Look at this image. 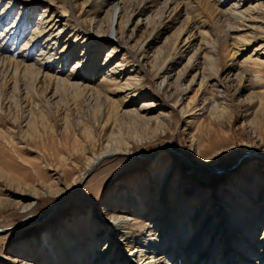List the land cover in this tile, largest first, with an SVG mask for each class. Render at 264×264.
<instances>
[{"label":"rangeland","instance_id":"rangeland-1","mask_svg":"<svg viewBox=\"0 0 264 264\" xmlns=\"http://www.w3.org/2000/svg\"><path fill=\"white\" fill-rule=\"evenodd\" d=\"M12 1L3 0L0 4V16L2 8H5L9 2L8 8L13 11L12 16H7L6 21L4 20L0 32L15 21L23 10V3L26 2V0ZM95 1L99 2V5L92 4L95 3L94 0L88 3H85L86 0H72L70 4L66 3L67 16L64 22H67L68 26L60 33L62 42L54 45L53 48L56 47V51H60L63 46L75 40V37L71 39L74 33L73 26H69L74 25L75 22L90 33L79 43H76L79 39L75 41L73 46H76L79 52L63 66L61 65L62 68L53 65L55 71L61 69L58 75L60 79L67 77L75 69L76 63L80 62L79 59L83 54L90 53L89 48L100 43L99 40L97 41L98 34L107 32L110 23L109 12L114 7L107 5L103 10L105 1ZM248 1L249 3L244 0L241 2L172 0V2L168 1L165 7L166 0H153V2L115 0L118 6L124 7L125 4L127 7L130 23L125 29H121L118 15L116 17L111 15L113 25L105 36L110 35L112 40H104L100 44L102 46H99L98 57L93 60L94 66L89 72L86 70L82 72L83 68L80 71L76 69L80 75L94 74L95 77L91 82H84L78 77L66 84L61 81V85H57L55 80L49 78H41L31 83L30 80L33 81V78L30 75L29 80L27 76L23 77L20 74L23 73L22 68H18L16 76L13 63L10 65L5 59L3 64V57L11 55V52H4L1 55L0 67L3 64L4 68H0V264H25V262L34 264L35 262L28 260L27 257H19L21 260L19 262H15V259L19 251L28 255L33 254L27 249H30L33 235L38 229L47 228L58 242L56 232L63 230L65 225L68 226V231L71 226L67 224L73 225L75 222L73 220L79 215L90 217L91 227H89L92 231L90 235L84 231L77 236L78 231L74 230L76 235L72 234L71 237L75 238H71L72 243L63 246L60 260L65 257V261H68L69 254L76 255L80 249V254H86L90 259L95 258L101 264H108V256H105L109 255V248L103 252L108 240H105L104 236L110 234L112 225H105L109 210L106 209L104 200H107L109 196L107 193L112 186L123 185L138 173L140 176L137 183H141L142 194L148 195L147 204L150 210L149 203L151 205L153 202L156 203L151 200L152 197L156 195L159 200L160 193L165 194L171 183L173 185L171 193L177 197L179 194L176 191L181 189L183 194L188 181L193 183V180L204 176L202 170L204 168L200 165L196 166L201 160H207L211 166L215 164L214 171L221 170L215 171L210 179L222 203H226L223 193L229 185L226 174L237 169L240 164L244 165V183L248 189H251V181L256 186L258 180L254 197L264 195V156L261 155L264 153V54L258 58L263 64L259 67L249 57L255 48L264 51V23L255 22L253 24L255 37L245 43H239L238 34L245 38L251 36H246L248 34L246 28L229 17L237 5L242 6L239 8L242 11L251 3L264 5V0ZM47 5L48 1H44L35 8L29 25L21 31L16 30L22 36L20 39H12L14 36L9 38L8 50L12 53L19 52L15 56L16 60L24 59L25 52L21 48L30 39L33 30L37 29L39 18L52 14L50 8L53 5ZM58 5L60 7L61 2ZM142 5L152 8L140 16ZM45 8L48 10L46 11ZM221 10L223 13L220 12ZM62 11L63 8L58 9L55 19ZM161 11L163 13L160 18ZM25 12L27 13V10ZM124 12L121 14L123 15ZM259 12H254L251 16L252 18L257 16L256 18L263 22L264 6ZM197 21H203V27L194 28L191 32V43L187 42L188 44L183 47L184 40L189 35L186 33L191 29L190 25ZM161 23L168 28L159 35L156 32ZM60 25L56 27L55 32L60 31L63 26ZM152 29H154L152 37H155V41L150 48H146L148 58L144 59L143 56L138 55L137 58L144 68L140 69L133 63L132 52L139 42L150 36ZM180 30H183V35L177 42V47L181 51L173 53L176 33ZM120 37L124 46L118 40ZM147 40L149 38L146 42ZM235 42L239 44L235 45ZM112 50L118 51L112 52ZM38 52V49L33 50L29 58L34 60L37 57L41 58ZM169 53H172L173 61L171 60L168 65L169 68L171 67V72L169 76L166 75L162 84L163 92L156 94L151 87H146L143 88L145 90L143 94L135 93L133 89L136 86L146 84L153 79L154 67L157 65L154 63L153 55L157 54L156 56L162 59ZM206 54L209 55V59H206L208 63L204 66ZM108 57L110 61L105 62ZM256 57L257 55L253 56L254 59ZM33 59L26 63L32 64ZM102 64L104 65L99 70ZM118 64L119 67H116ZM55 71L50 73L53 75ZM203 75L205 82L201 85L204 80ZM105 78H111L117 83L105 86L103 85ZM221 79L225 82L218 86V81ZM161 80L162 78L158 76L154 78V85ZM14 81L19 82L18 87ZM128 81L134 83L116 90V84L118 87L124 86L130 83ZM24 84L28 86L25 87ZM179 84L186 90L179 96L181 98L178 104L174 105L168 93L175 91ZM13 88L18 90L14 91ZM217 91L221 92H218L220 95H227L228 101H223L227 107L222 111L223 107L218 104L217 113L212 114L210 108ZM149 103H152V106L148 111L141 110L144 104ZM224 103L222 105L225 106ZM204 107L208 110H202ZM136 112L141 116L134 118ZM143 118L150 119V123L138 121ZM194 142L195 146L192 145ZM114 147H119L121 150L127 148L126 153H108L99 158L92 168L87 167V163L94 156ZM252 149L255 151L251 152ZM246 152H250L251 155L243 156ZM181 166L183 168L180 170ZM177 169L182 172L183 178L179 176L180 174L174 173ZM173 174L179 177L180 185L173 181L175 180L172 178ZM204 185L206 184L202 183L199 188ZM209 188L213 193L211 186ZM235 198L236 196L232 197V201L238 202L239 200ZM209 199L208 194L203 200L200 195L196 199L195 207L196 209L197 206L202 207L200 210L202 215L197 220L195 229L201 227L203 219L209 215L213 207ZM27 205L29 206L25 208L24 206ZM259 206L256 214L260 212ZM157 209H161L159 204ZM112 212L114 215H123L120 210H112ZM128 214L131 215L132 212ZM163 215L162 211L158 216ZM188 217L191 218V214ZM214 226L216 229L217 224ZM262 226L264 227V224ZM184 232H187V229ZM212 233L213 231L209 235L208 243H212L214 237L219 236L220 229L215 232L216 236L213 237ZM260 236L261 234L257 236V240ZM82 244L84 246L80 247ZM209 245L207 244L206 248ZM33 247L36 252V245ZM189 248L190 246H184L177 255L171 256L172 260L175 256L177 259L180 253L188 252ZM259 249L256 262L262 263L260 260L264 257L261 256L264 250ZM203 252V249H194L192 254ZM220 252L222 255V250ZM134 257L132 259L136 261ZM102 259L106 260L100 262ZM62 263L61 261L59 264ZM177 263H180V260Z\"/></svg>","mask_w":264,"mask_h":264},{"label":"bare ground","instance_id":"bare-ground-1","mask_svg":"<svg viewBox=\"0 0 264 264\" xmlns=\"http://www.w3.org/2000/svg\"><path fill=\"white\" fill-rule=\"evenodd\" d=\"M2 1L3 0H0V4ZM44 1H48V5H53V7L50 8L51 9L50 12L52 14L43 15L39 18L37 29L33 30L30 39L21 48L25 52V55L23 56L24 59L16 60L15 56H17L19 52L12 53V51L8 50L7 42L9 41V38L11 36H14L13 38L11 37L14 40H17V38L20 39L22 37L20 36L19 31H21L26 25H29V23L31 22L33 13L35 11L34 9L37 8L39 5H41ZM71 1L72 0H26L25 2L26 5L23 3L24 5L23 10L21 9L22 11H20L15 21H12L10 25L5 26V28L1 30L0 32V59H1V55H3L4 52H9V53L11 52V55H8V56L6 55V57L5 56L3 57L2 62L4 64L5 59H6V61L8 60V64L10 63L11 65V63H13V67L15 66L14 68H16L14 72L16 76H17L16 72H18V68L19 69L22 68L21 71H23V73L21 72L20 74H22L23 77L24 75L27 76L29 80L33 78V81L30 80L31 83L36 82L37 80H40L41 78L43 79L49 78V80H52V81L55 80L57 85L58 84L61 85L62 82H64L65 84L70 83L71 79H76L78 77L84 82L93 81L95 77L94 74L89 75V73H85L84 75H80L79 71L83 68L82 72H84L85 70L89 72L91 68L94 66L93 60L95 61V59H97L98 57L97 56V53L99 52L98 49L102 46L100 44H102L104 40H112L110 35L108 37L105 36V35H108L107 33L111 31V27L113 25V20L111 18L112 17L111 15L113 14L114 17L118 15V19H120L121 21V29H125L127 25L130 23V19H131L130 14L126 12L127 7L125 6V4H124V7H120L118 6V3L117 4L115 3V0H104L105 3L102 6L103 10L105 8L104 6H107V5H109L110 7L112 6L114 7L110 9V12H109L110 23L108 25L106 34L105 33L98 34L99 36L97 38L99 39H97V41L99 40L100 43L98 42L97 44H95V46H92L91 48H89L90 53L83 54L79 59L80 62L76 63L75 69H73L67 77L60 79L58 75L60 74L61 69L55 71L54 69L56 68L53 67V65L58 66L59 68H62L61 65L63 66L64 63L71 60V58H73V56H75V54L79 52L77 47L73 46L75 41L79 39L76 42V43H79L80 40L84 38V36L90 33L88 30L84 29L83 27H80L79 24L75 22L74 25H69V26H73L72 31L74 33L71 39L75 37V40H72L69 44L63 46L60 51H56V47L53 48L54 45L62 42L60 33L63 32L64 29H66L68 26V23L64 22V18L67 16L65 13L67 11L66 3L68 2L70 4ZM91 1L93 0H86L85 3H88ZM168 1L172 2V0H166V4H164L165 7ZM241 1L243 0H238V2H241ZM244 1L249 3L248 0H244ZM53 2L55 4H53ZM59 2H61L62 4L60 7L58 5ZM94 2L95 3H92V4L99 5V2L95 0ZM151 2H153V0H151ZM9 3L7 4L5 8H2V11H1L2 14L0 16V27L4 23V20L7 18V16H12L13 14V11H10L8 8ZM142 6L143 7L139 11L140 16H142L143 14L146 13V11L152 8V6H147V5H142ZM263 6L264 5L262 4L252 5L251 3L243 11L239 9L240 7H242L241 5L239 6L237 5V8H234L235 10L234 9L232 10L233 13H231L229 17H231V19L233 20L235 19V21L242 24V26L246 28L247 30L246 33H248L246 34V36L248 37L251 36L249 38H245L244 36H239L238 34L239 43L240 42L245 43L255 37V34H254L255 32L253 31L255 27L253 24H255V22H261L263 24L264 21L262 22L260 19L256 18L257 16L256 17L253 16L252 18L251 14H253L254 12L260 13L259 11L260 10L262 11ZM59 8H63V11L58 16V18L55 19V15H58ZM26 10H27V13L25 12ZM47 10L48 9H46V11ZM122 12H124L123 15L121 14ZM220 12H222V10ZM8 13L9 15H7ZM162 13H163L162 11L161 13L159 12L160 18H161ZM90 22H92V19H90ZM60 24L63 25L60 28V31L55 32L56 27L61 26ZM190 26H191L190 27L191 29L190 31H187L186 33L189 35L187 36V38H185L183 47L186 44L191 43L192 40L190 41V39H191L192 30L194 28L198 29L199 26L203 27V21L202 22L197 21L196 23L194 22V24L193 25L191 24ZM167 28H168L167 25L165 24L163 25L161 23L159 25V30L156 33L161 35L163 30ZM17 29H19L18 32H16ZM83 31L85 33H83ZM153 31L154 29L150 31L149 33L150 36L147 37L149 38V40H147V42H146V39H147L146 38L145 40H142L141 42H139L138 45H136V48L133 49V52H132L133 53L132 56L134 57L133 63L137 64V66H139L140 69H142L143 67H142L140 59L137 57L138 55H141V57L143 56L144 59L148 58L146 48H150L155 41L154 39L155 37H152ZM238 31H240V29ZM82 33L83 35H81ZM176 34H177V39L173 46V49H174V51H172L173 53H177V51L179 52L181 51V50H178L180 48L177 47L178 45L177 42L179 41L180 37L183 35V30H180ZM100 37H103V38H100ZM122 38L120 37L118 40L124 46L125 44ZM239 43L235 42L234 44L238 45ZM35 49L39 50L38 53H39V56L41 57V58L37 57L36 60H34L31 57L29 58L30 52H32ZM117 51L118 50H112V52H117ZM263 54H264V51L262 52L261 48H255L249 57L251 60H253V62H256L255 65L259 67L263 64L262 62H259L258 58L263 56ZM156 55H153L154 63L155 64L157 63V65H155L154 67L155 72L152 76L153 79L149 80V82H147L146 84L142 83L140 84V86H136L135 89H133L135 93L143 94V92L145 91L144 89L146 87L147 88L151 87L156 94L161 93L162 91L161 88L163 86L162 84L165 80V77L166 75L169 76L171 72L170 71L171 67L169 68L168 66L169 62H172L173 60H172V53L167 54L166 57L164 56L162 57V59H160ZM254 55H257L255 59L253 58ZM109 58L110 57H108L105 60V62L110 61ZM32 59L34 61L32 62V64L26 63ZM206 59H209V55L207 54L204 55V64H203L204 66H206L208 63L206 62ZM3 64L1 65L0 68L2 67L4 68ZM103 65L104 64H102V66L99 67V70L102 69ZM119 65L120 64H118L116 67H119ZM7 67L9 68V66ZM76 69H79V71ZM204 69H203V72L205 71ZM241 69H242V66H241ZM52 71L53 72L55 71V74L52 75V73H50ZM29 75L31 76V78ZM157 76L162 78V80L160 83L154 85L153 80ZM257 77L259 78L260 75L258 74ZM105 79L106 81L103 84L105 86L107 84L117 83V81L116 82L112 81L111 78H105ZM22 81L24 82L25 80H22ZM128 82L130 83L124 86L120 85L119 87H118V84H116V90H120V88H124V87H129L132 85V83H134V82L131 83V81H128ZM204 82H205V76H204V80L201 82V85H204ZM223 82L225 81L221 79L218 81L217 85L221 86L223 85ZM15 83L17 84L16 87H18L19 82L18 83L15 82ZM26 85L27 84H24L25 87ZM17 90H14V91H17ZM185 90L186 89H182L181 85L179 84L175 91L168 93V96L172 97L174 105L176 103L178 104V101L181 98V97L179 98V96ZM218 92L219 91H217V94L211 104L212 107L210 108V113L212 114L217 113L216 107L218 106V104L220 107H223L222 111L226 109L227 107L226 106L227 104L223 102V101L225 102L228 101L227 95H224V94L220 95L219 93L221 92L219 93ZM223 103L225 104V106L222 105ZM150 106H152V103L144 104L141 110L143 109V110L148 111L150 109ZM202 110L207 111L208 108L205 109L204 107ZM132 115L130 116V118L132 117ZM134 115H135L134 118L135 117L138 118V116H141L139 115V112H136V114ZM139 120L140 122L150 123L149 122L150 119L143 118V119H138V121ZM194 144L196 145L195 142L192 145ZM125 150H127V148L126 149L123 148L121 150L119 147L117 148L114 147V148H108L105 151H101V153L94 156L87 163V167L92 168L99 158L107 155L108 153H113V152L126 153ZM253 151L255 150L252 149L251 152ZM261 155L264 156V153H261ZM199 165L204 168L202 169L204 171V176H201L200 178L193 180L194 181L193 183H190L188 181L187 186L183 190V194L181 193V189L179 191H176V193H178L179 195L181 194L182 196L178 195L176 197L174 196L173 193H171V188L173 186L172 183L170 184L169 188L165 191V194L160 193L159 200L156 198V195L154 194L155 196H153L151 200L156 201V203L158 202L157 204H159L161 209H157V204L154 202L152 205L151 203H149V205L151 206V210L150 208H148V204H147L148 195L145 196L142 194L141 183H137V179H139V176H140L139 173L131 177L129 181H125L123 185H115L110 188L109 192L107 193L109 196L107 197V200L106 199L104 200L105 205L107 207L106 209L109 210V213H108L109 216L107 217L108 219L105 220V222H107L105 225L106 226H108V224L112 225L110 229V234L104 236L105 240H108V245H105V246L103 245L104 246L103 252H105L106 249L109 248V255L105 256V257L108 256V261H107L108 264H157L159 262H161L162 264H264V257H263L264 252L263 251L261 255L263 258L260 260L262 263L256 262L257 252L260 251L259 248H262L261 250H264V227L262 226L264 224V195H261L258 198L254 197V194L257 192L258 180H257L256 186H255V183H252L251 181L250 183L251 189H248V187L246 186V183H244L245 176H244L243 170L245 169H244L243 164H240L237 167V169L233 171L232 170L228 171L226 174V177L229 181V185L226 187L225 192L223 193V198L226 199V203L224 204L222 203V200L220 201L219 193L213 188L212 181L210 179V176L213 177V174L215 173L213 169L216 168L214 167L216 165L214 164V166H211V163L210 162L208 163L207 160L206 161L201 160V162H199V164H197L196 166H199ZM182 168L183 166H181L179 169L181 170ZM179 169L174 170V173L180 174L179 176L183 178L184 175H182V172H179ZM172 178H175L176 181L174 179L173 181L176 184L178 182L180 185V179L177 175L173 174ZM172 178H171V182H172ZM192 179L193 178H190V180ZM247 180H248V177H247ZM202 183H205L206 185L202 186L201 189H203V191L201 192V189L199 187L202 185ZM210 186L213 190L212 192L215 195L209 191ZM175 187L178 188V186H175ZM207 194H208V197H210L209 200L211 201V203H213L211 204L213 207L211 211L209 212V215L206 216L205 219H203L204 222L201 224V227L198 229H195V227L197 226V222H198L197 220L200 219L202 215V212H200L202 207L197 206V209L195 207L196 199L200 195L203 200L204 196H207ZM234 196H236L235 199L239 200L238 202L232 201L233 200L232 197ZM176 202L177 204H174ZM261 203L262 205L259 206V204ZM28 206L29 205L24 206V207L27 208ZM257 206H259L260 212L256 214V209L258 208ZM112 210L113 211L120 210V212L123 215H118V214L114 215V212H112ZM162 211L164 212V215L158 216L161 214ZM130 212H132L131 215L128 214ZM190 214L192 216L191 218L188 217V215L190 216ZM85 216L86 215H81V216L79 215L75 219L73 218L74 219L73 221H75L73 222L74 226L71 225L72 223H68L67 225L71 226V228L68 229V231H67L68 226L65 225V228L63 230L56 232V234L58 235L57 240L58 242H61L59 244L58 242L54 240L53 235L51 236V233L47 228L42 227L38 229L36 234L33 235L30 249H27L29 250V252L33 254L28 255V254H25L24 252L22 253L21 251H19V254H17V258L15 259V262L21 261L19 257H27L28 260L35 262L34 264H59L61 263V261L63 262L62 264H101L98 261H96L95 258L90 259L88 255L86 254L83 255L82 253L80 254L79 252L81 250L79 248H78L79 251L76 253V255L69 254L70 258H68V261H65L66 260L65 257H63V259L60 260V256H61L60 254H62L63 246L66 244L72 243L71 238H75L74 236L71 237L72 234L76 235V231H78L77 236H80L81 232L87 231V233H89L90 235V232L92 231V229L90 228L91 220H90V217L86 218ZM215 224H217L216 229L214 226ZM213 227H214V230H213ZM185 229H187V232H184ZM218 229H220V233L218 234L219 236H216L215 232H217ZM212 231H213L212 233L213 237L214 236L216 237H214L215 240H213V237H212L213 241L210 240L212 241V243L211 242L208 243V240L210 239L209 235ZM191 234L193 235L191 236ZM260 234L261 236L259 240H257V236ZM86 240H87V237L85 241ZM95 240H91V242H95ZM100 240L101 239H99V241ZM87 244L88 243H86V245ZM207 244H210L208 248H206ZM33 245H36L37 247L36 252H34L35 247H33ZM83 246L84 244H82L80 247H83ZM91 246H94V245H91ZM184 246H187V247L190 246V248L187 250L188 252L184 251V253L182 252L179 254L177 259H175L176 257L175 256L173 258L174 260H172L171 256H174V254L177 255L179 253V250L182 251ZM194 249L195 250L203 249L204 252L198 253V254H192ZM221 250L223 252L222 255H220ZM134 256L136 257V261L132 259V257ZM105 260L106 259H102L100 262H103ZM178 260H180V263H177Z\"/></svg>","mask_w":264,"mask_h":264},{"label":"water","instance_id":"water-1","mask_svg":"<svg viewBox=\"0 0 264 264\" xmlns=\"http://www.w3.org/2000/svg\"><path fill=\"white\" fill-rule=\"evenodd\" d=\"M249 155H251L250 152H246V153L243 154V156H249ZM243 156H242V157H243ZM215 171H216V172H220L221 170H220V169H216Z\"/></svg>","mask_w":264,"mask_h":264}]
</instances>
